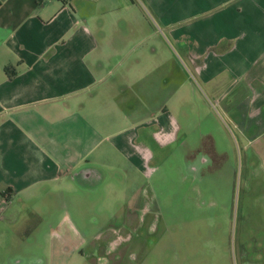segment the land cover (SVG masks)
<instances>
[{"label":"crops","instance_id":"1","mask_svg":"<svg viewBox=\"0 0 264 264\" xmlns=\"http://www.w3.org/2000/svg\"><path fill=\"white\" fill-rule=\"evenodd\" d=\"M149 15L161 28L148 58L164 33L210 94L260 89L264 102V0H0V218L90 198L110 166L125 171L115 155L128 173L154 171L132 115L112 126L114 112L143 100L125 93H143L137 48ZM177 133L173 124L162 144Z\"/></svg>","mask_w":264,"mask_h":264},{"label":"rangeland","instance_id":"2","mask_svg":"<svg viewBox=\"0 0 264 264\" xmlns=\"http://www.w3.org/2000/svg\"><path fill=\"white\" fill-rule=\"evenodd\" d=\"M143 21V93H125L130 104L134 95L143 100L114 112L112 126L121 130L123 115H132L154 171L128 173L115 155L125 171L110 166L106 186L90 198L80 192L78 203L38 206L41 218L16 206L14 219L0 218V264H264L260 89L210 94L164 33L171 52L163 42L148 58L161 27L151 15ZM173 124L176 139L162 144Z\"/></svg>","mask_w":264,"mask_h":264},{"label":"built area","instance_id":"3","mask_svg":"<svg viewBox=\"0 0 264 264\" xmlns=\"http://www.w3.org/2000/svg\"><path fill=\"white\" fill-rule=\"evenodd\" d=\"M61 1H67V0H61Z\"/></svg>","mask_w":264,"mask_h":264}]
</instances>
